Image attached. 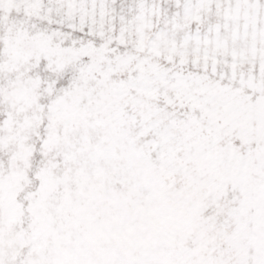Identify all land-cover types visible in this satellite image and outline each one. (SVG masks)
Wrapping results in <instances>:
<instances>
[{
  "label": "snow or ice",
  "instance_id": "1",
  "mask_svg": "<svg viewBox=\"0 0 264 264\" xmlns=\"http://www.w3.org/2000/svg\"><path fill=\"white\" fill-rule=\"evenodd\" d=\"M0 264H264V0H0Z\"/></svg>",
  "mask_w": 264,
  "mask_h": 264
}]
</instances>
